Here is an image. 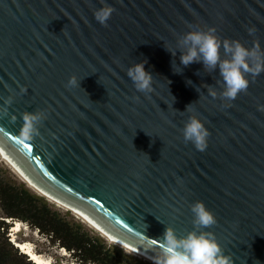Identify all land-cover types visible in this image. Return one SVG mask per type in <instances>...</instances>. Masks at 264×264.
<instances>
[{
  "label": "water",
  "instance_id": "water-1",
  "mask_svg": "<svg viewBox=\"0 0 264 264\" xmlns=\"http://www.w3.org/2000/svg\"><path fill=\"white\" fill-rule=\"evenodd\" d=\"M105 2L116 9L107 26L94 17L101 0H0V151L153 260L167 225L193 230L190 206L202 201L217 220L206 230L233 264H264V72L229 103L207 91L222 90L219 68L183 67L176 49L178 36L214 27L264 50V0ZM145 60L148 94L127 76ZM72 75L80 86L67 85ZM36 110L46 119L22 144V114ZM191 114L210 132L203 152L181 132Z\"/></svg>",
  "mask_w": 264,
  "mask_h": 264
},
{
  "label": "clouds",
  "instance_id": "clouds-1",
  "mask_svg": "<svg viewBox=\"0 0 264 264\" xmlns=\"http://www.w3.org/2000/svg\"><path fill=\"white\" fill-rule=\"evenodd\" d=\"M115 10L114 6L101 0V7L95 10L94 17L101 25L107 26V21ZM248 32L250 35L254 34L255 28H249ZM221 46L224 51L223 57ZM165 48L173 57L176 55V49L180 51V65L183 67L194 62H202L206 71L212 72L219 68L222 80H218L217 84L222 90L218 93L208 85L207 91L211 97L217 98L219 95L221 100L229 103L234 101L238 94L247 92L249 75L254 79L264 72V50L258 42L249 48L239 40H221L214 27L207 30L191 29L177 37L176 49H169L166 46ZM146 62L145 60L130 65L127 68V76L138 92L148 94L153 91L154 76L145 69ZM190 82L189 80L188 83ZM78 84L80 86V81L75 75L67 81L68 86L75 87ZM12 102L11 96L4 100L5 105H11ZM192 104L187 105L185 111L194 112ZM258 110L264 111V105L258 106ZM22 119L19 136L23 141H30L39 135V125L46 119V113L42 110L25 111ZM181 132L185 143L191 142L198 151L206 150L210 132L197 115H189ZM190 208L193 230L185 235H178L172 226L167 225L162 236L161 251L156 256L154 264H233L231 255L225 254L215 234L206 230L217 223L214 213L202 201L192 203Z\"/></svg>",
  "mask_w": 264,
  "mask_h": 264
},
{
  "label": "trees",
  "instance_id": "trees-1",
  "mask_svg": "<svg viewBox=\"0 0 264 264\" xmlns=\"http://www.w3.org/2000/svg\"><path fill=\"white\" fill-rule=\"evenodd\" d=\"M0 264H39L11 238L10 229L26 222L52 245L65 248L80 264H141L131 261L120 248L92 234L69 210L63 212L0 168Z\"/></svg>",
  "mask_w": 264,
  "mask_h": 264
},
{
  "label": "rangeland",
  "instance_id": "rangeland-1",
  "mask_svg": "<svg viewBox=\"0 0 264 264\" xmlns=\"http://www.w3.org/2000/svg\"><path fill=\"white\" fill-rule=\"evenodd\" d=\"M0 168L3 170V173H5L7 176L11 177L12 179L19 181V182H25V184L35 193L39 195H43L55 208L60 209L63 212H67L69 210L70 214L74 216L75 219L80 220L83 222L90 230L92 234L100 235L104 240L107 242L108 245L113 246L115 248H120L121 251L125 254V256L130 259L131 261H136L141 264H154V261L146 258L145 256H142L124 246L121 244H118L116 242H113L109 240L103 233H101L99 230H97L95 227H93L91 224L86 222L84 218L79 216L76 212L73 210L57 203L54 200H51L35 188H33L29 183L14 169V167L3 158V156L0 154ZM1 210V208H0ZM22 222L21 229L19 231L10 229L11 238L16 242V240L19 241H29L31 244V247L38 253H40L46 261V263L42 264H80L76 261H74L68 250L62 247H58L55 245H52L49 243V241L42 236V234L37 231L35 228L27 224L26 222ZM17 243V242H16ZM18 245V244H17ZM22 248V247H21ZM24 251L26 249L22 248ZM41 264V263H39Z\"/></svg>",
  "mask_w": 264,
  "mask_h": 264
},
{
  "label": "bare ground",
  "instance_id": "bare-ground-1",
  "mask_svg": "<svg viewBox=\"0 0 264 264\" xmlns=\"http://www.w3.org/2000/svg\"><path fill=\"white\" fill-rule=\"evenodd\" d=\"M0 154L3 156L4 159H6L13 167L14 169L29 183V185H31L33 188H35L36 190H38L39 192H41L42 194H44L45 196H47L48 198H50L51 200L56 201L57 203L73 210L74 212H76L77 214H79V216H81L82 218H84V220L86 222H88L89 224H91L93 227H95L97 230H99L101 233H103L109 240L116 242L118 244H121L122 246L142 255L145 256L146 258L154 261L152 258H150L147 254L135 249L134 247L128 245L127 243H125L124 241H122L121 239L109 234L108 232H106L105 230H103L100 226H98L96 223H94L92 220L88 219L87 217L83 216L82 214H80L78 211H76L73 207H71L68 203L64 202L63 200H59L57 198H55L54 196H52L51 194H49L48 192H46L45 190H43L42 188H40L37 184H35L26 174H24L22 171H20L15 165L14 163L6 156L4 155L1 151ZM21 225L22 222L20 220H16V222L14 223V225L12 226V230H16L19 231L21 229ZM16 244H18L20 247L26 249L25 252L29 253L31 255V257L38 263H46L45 258L38 252H36L32 247L29 241H19L16 240Z\"/></svg>",
  "mask_w": 264,
  "mask_h": 264
},
{
  "label": "snow or ice",
  "instance_id": "snow-or-ice-1",
  "mask_svg": "<svg viewBox=\"0 0 264 264\" xmlns=\"http://www.w3.org/2000/svg\"><path fill=\"white\" fill-rule=\"evenodd\" d=\"M20 143H22V144H23V143H24V141H23V140H21V141H20ZM26 147H28V145H26Z\"/></svg>",
  "mask_w": 264,
  "mask_h": 264
}]
</instances>
